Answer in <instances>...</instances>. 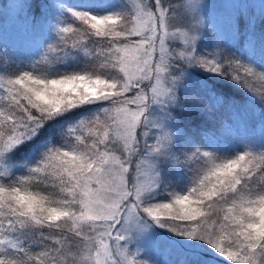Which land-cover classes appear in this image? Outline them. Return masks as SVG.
I'll list each match as a JSON object with an SVG mask.
<instances>
[{"label": "snow or ice", "instance_id": "6c2138e0", "mask_svg": "<svg viewBox=\"0 0 264 264\" xmlns=\"http://www.w3.org/2000/svg\"><path fill=\"white\" fill-rule=\"evenodd\" d=\"M201 7L123 0L120 11L97 15L60 5L54 42L0 76V264H148L128 245L151 224L207 244L229 264H264V153L220 155L175 127L177 109H209L180 91L193 68L264 103L256 87L264 72L199 50ZM81 52L78 70L53 71ZM81 110L88 114L61 123ZM52 123L55 135L33 159L11 160ZM164 166L184 169L188 186L170 190Z\"/></svg>", "mask_w": 264, "mask_h": 264}, {"label": "rangeland", "instance_id": "374dc122", "mask_svg": "<svg viewBox=\"0 0 264 264\" xmlns=\"http://www.w3.org/2000/svg\"><path fill=\"white\" fill-rule=\"evenodd\" d=\"M122 2L123 0H43L42 11L34 13L32 0H0V49L6 52L8 58V64L3 66L7 67V71L0 72V76L9 75L15 71L9 69L14 60H17L21 67H27L34 62L32 56L37 51L46 49V45L56 36L52 25L60 17V5L83 11L86 5L90 4L107 6L122 4ZM120 10L121 7L117 10L110 9L103 15ZM247 10H250L252 14L250 18L252 24L259 15H264V0H202L201 15L205 20V28L202 31L199 50L204 51L211 45L212 51L223 50L226 54L228 47L235 44L241 33L236 24V14ZM65 15L66 13L63 18ZM246 36L244 47L249 61H252V58L257 62L260 58L264 60L261 44L255 45V33L250 30ZM2 56L4 57L0 54V57ZM195 70L196 68L189 70L185 87L180 90L181 93H186L193 85L190 81L196 76ZM257 111L250 126L247 129L242 128L240 137L246 146L250 142H264V103ZM174 115L177 116L176 111ZM18 169H20L18 172H23V169ZM161 178L169 185L170 190L179 192L188 186L187 173L184 169L180 171L178 178L170 175L168 177L161 171ZM182 179H184L183 183ZM157 199L166 201L167 198L158 192ZM128 247L131 252L138 253L139 260L147 261L148 264H184V261L188 264V257L196 258L198 261L199 258L203 261L209 260L214 264H229L207 244L178 236L155 224H151L145 231L134 236ZM160 248L162 249L159 251ZM185 253L188 254L185 255Z\"/></svg>", "mask_w": 264, "mask_h": 264}, {"label": "trees", "instance_id": "16d2710c", "mask_svg": "<svg viewBox=\"0 0 264 264\" xmlns=\"http://www.w3.org/2000/svg\"><path fill=\"white\" fill-rule=\"evenodd\" d=\"M42 2L43 0H32L34 13L42 11L44 6ZM121 5L122 4L119 3L107 6L90 4L86 5L83 11L103 15L110 11V9L117 10ZM236 15V24L241 33L235 44L228 47L229 50L226 54L238 59L242 63L249 64L258 71L264 72V60L260 58V61L257 62L256 59L252 58V61H249L247 51L244 47L247 40L246 35L252 30L256 36L255 45L258 46L261 44V49L264 52V15H259L256 21L252 24L250 19L252 14L250 13V10L241 11L239 13L237 12ZM67 18L68 14L66 13L65 19ZM55 39L56 36L46 45V49ZM91 48L92 46L90 45L88 51H91ZM212 49L211 45H209V47L201 52H210ZM44 51H37L35 55L32 56L34 59L33 61L38 60ZM48 55L50 58H53L56 53L49 52ZM84 55V52H81L80 54L73 53L74 58H68L64 63L56 65L53 71L71 72L73 70H78L82 66ZM7 61L8 58L6 56L0 57V68H3L5 64H8ZM12 65H18L21 67L19 62L14 60L9 67L11 71L15 70ZM47 67V64H40L39 70L46 71ZM195 71L196 76L190 81L193 85L190 86L189 90L184 94H194L197 97H203L207 100L209 109L207 111H200L193 108L177 109L175 127H177L183 135L194 137L200 147L214 151L220 155L234 156L237 153L245 151H251L257 155L264 153V142H250V144L246 146L244 140L240 137L242 135V128L247 129L250 126L249 124L255 117V112L262 106V103L226 79L213 76L199 68H196ZM256 87L259 90L264 88V85L257 84ZM256 95L257 97L259 96V91L256 92ZM90 110L92 109H88V111ZM88 111L81 110L75 114H69L67 120H62L61 123H67L79 119L82 115L88 114ZM57 128L58 125L56 123L46 126L38 140L30 143L27 147L17 150L11 156V160L13 162H22L33 159L38 145L48 139L49 136H54ZM17 169L16 172L21 173L18 172L20 169ZM181 170L183 169L164 166L162 168V173L166 174L168 177L170 175L173 178H178ZM181 182L183 183L184 179H182ZM161 249L162 248H160L159 251ZM186 254L188 253H185V255ZM187 260L188 264H214L209 260L203 261L200 258L199 261L196 258L193 259L189 257ZM184 264L187 263L184 261Z\"/></svg>", "mask_w": 264, "mask_h": 264}]
</instances>
